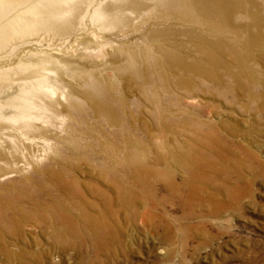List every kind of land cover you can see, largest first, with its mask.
Here are the masks:
<instances>
[{"label":"bare ground","instance_id":"1","mask_svg":"<svg viewBox=\"0 0 264 264\" xmlns=\"http://www.w3.org/2000/svg\"><path fill=\"white\" fill-rule=\"evenodd\" d=\"M16 11L18 15L3 22V17ZM85 15H90V21L100 31L130 28L147 15L148 19L143 20L149 25L145 40L154 53L151 56L148 50L125 43L117 50L123 58L109 54L106 64L120 81L124 93L120 100L113 94L112 80L98 70L101 62L96 58L106 53L88 51V45L84 51L70 53L67 58L50 55L47 59L18 64L22 74L13 79L21 82L20 92L5 102L0 101V256L9 264H42L45 251H41L40 243L25 242L28 235H34L27 233V226L40 227L43 236L56 240L63 249H75L77 254L86 244L84 241L96 243L95 239L100 238L98 232L103 230L105 237L101 241L105 243L97 242L96 248L112 253L108 239L123 235L120 215L127 209L134 211L132 221L140 218L142 223L151 224L159 220L162 233L166 238L171 237L174 231L170 224H164L153 213L160 206L154 195L161 190L158 183H167L164 186L167 201L179 199L192 210L195 205L209 202L218 216L228 205L221 197L230 198L232 190L225 179L221 180L220 192L218 188L216 192L202 189L201 180L208 173L210 176L218 172V165L207 157L222 164L236 159L235 156H245L259 161V166L264 165L253 149L255 140L250 137L251 131L239 128V123H231L224 116H220L219 124L200 118L205 111L203 106L208 104L201 106L196 115L188 111L191 106L183 111L180 108L178 113L164 108L157 127L142 121L137 128L125 110L130 93L143 92L149 82L148 63L165 93L182 94L183 97L176 99L178 102L207 93L202 83H209L219 96L230 94L235 101L246 96L257 103L258 110H264V92L257 95L252 91L257 87L264 89V81L259 77V73L264 75V3L259 0H0V54L23 38L68 39L86 28ZM237 19L246 23H238ZM254 65L263 70L258 72ZM64 71L78 83L74 85L62 79ZM9 76L0 71V94L7 88ZM79 101L86 103L94 117L105 120L116 130L112 131L113 140L104 139L100 152L94 155L102 160L93 159L95 166L101 165L98 174H94V169L93 172L82 167L87 158L78 153L76 142L65 140L77 166L68 159L62 162L50 156L53 142L47 139L53 136V140H58L61 135L58 128L62 124L75 114L84 115ZM118 103L130 118H127L130 128L149 138L147 146L138 139H130L128 131L123 129V120L115 106ZM194 125L207 131L190 130ZM177 126L178 131H174ZM154 138H169L165 143L171 142L154 148L151 147ZM182 140L184 144H180ZM195 159L203 162V172L195 165ZM176 170L184 173L180 181L176 179ZM220 173H217L219 179ZM12 176L18 179L3 183ZM144 194L149 195L146 201L150 213L146 212V202L139 207L140 196ZM197 226L181 225L178 230L187 236L200 229Z\"/></svg>","mask_w":264,"mask_h":264},{"label":"rangeland","instance_id":"2","mask_svg":"<svg viewBox=\"0 0 264 264\" xmlns=\"http://www.w3.org/2000/svg\"><path fill=\"white\" fill-rule=\"evenodd\" d=\"M259 3H264V0H259ZM18 14L16 11L11 13L10 17H3V22ZM27 18L35 20L32 16ZM145 19H148L147 15H143L139 20H136L135 24L130 28L100 31L90 21V15H85L83 22L86 28L68 39L51 41V39L32 37L16 41L11 47L2 50L0 54V71L4 75H10L9 78H11L7 82L9 87L7 86L0 94V101L5 102L20 92L19 84L21 82H14L13 78L22 74L18 67L21 61L47 59L52 55L66 57L70 53L84 51L87 45L90 47L88 51L99 52L101 50L106 53L105 56L96 58L98 63L101 62L98 70L112 80L115 85L113 94L116 100H120L124 94L122 85L120 81L114 78L106 63H108L109 54L111 53H115L118 58H123V55L117 50L125 43L140 46L146 51L148 50L152 56L154 51L145 40V33L149 27L148 24L143 23ZM236 22L246 23L239 19ZM185 28L191 27L185 26ZM228 40L232 41L230 38ZM147 65L148 84L143 92H131L125 107L126 112L130 113L131 118L133 117L137 128H140L139 124L142 121H146L154 127L159 126L161 114L162 112L165 113L163 111L164 108L169 107L175 111L177 110L178 113L180 108L183 111L191 106L188 111L196 115L202 110L201 106L208 104L203 106L205 111L200 114V118L219 124L221 123L220 116H224L223 119L231 123H239V128L251 131L250 137L255 140L253 149H255V152L258 153L257 155L264 163V149H262V146L264 148V110H258L256 102H252L246 96H241L237 101L233 100L230 94L219 96L208 85L209 83H202L203 87H206L207 93H201L196 99H182L181 102H178L176 99L183 97L182 94L176 91L165 93L159 85L150 63ZM252 67L258 72L263 70L258 65ZM61 77L66 82H71L74 85L78 83L66 71L62 73ZM259 77L264 81V75L262 76L259 73ZM51 81H53L52 77ZM252 91L260 95L264 92V89L257 87L255 89L252 88ZM79 105L84 109V115L75 114L76 118L74 116L67 123L62 124L61 128H58L60 131L58 134H61L58 140H53V136L47 139L53 142L50 156L59 158L62 162L68 159L72 165L77 166V160L73 157L72 151L68 148L65 140L76 142L78 144V153L80 152L81 156L87 158L82 162V167L93 172L95 170L94 174H98L96 171H100L101 165L95 166L94 163L95 160L98 162H102V160L94 158V155L100 152L101 143L104 139L113 140L112 131L116 130L109 127L105 120L94 117L85 102L79 101ZM115 106L118 108V114L123 120L122 127L126 132L128 131L127 134L130 139H138L144 146H147L149 138L141 134L142 132L139 130H132L127 120V118H130L123 112L119 103L115 104ZM178 129L177 126L174 131H178ZM193 129L198 132L207 131L206 128L198 129L195 125L190 128V130ZM223 131L222 128L221 132ZM182 138L188 139L186 137ZM167 139L170 140L169 138ZM167 139L154 138L151 140V147L157 148L163 146V144H169L171 141L165 143ZM235 140L238 139L235 138ZM180 144H184V141L182 140ZM202 145H205V143H202ZM147 156L150 158L151 154L148 153ZM233 158L221 164L220 160L207 157L209 161H214L213 163L218 165L217 173L221 172V179H219L217 173H213L210 176L208 173V176L204 177L205 180L200 182L201 186H203L202 189L207 188L209 192H216L218 189L219 192L222 191L223 184L221 180L223 179L231 187L232 196L228 199H226L225 195L221 197L223 201H227V209L225 210L224 208L218 216L216 212L213 213V207L209 202H203L199 206L195 205L192 210V207H188L190 205H184L179 199H176L177 201L175 199L167 201L168 192L164 190V186L167 183L165 181L162 183L161 181L157 184V187L161 188V190L155 192L154 195L160 201V206L154 209L153 213L158 214L163 219L164 224H170L171 230L174 231L171 237L166 238L162 233L159 220H153L152 226L151 224L142 223L140 218L132 221L134 211L127 209L120 215L123 235L120 234V237L118 238L117 236L116 239L115 237L108 239L111 242L109 247L112 248V253L106 249L98 250L96 248L97 242L105 243L101 241L105 237L103 230L98 232V237L100 238L95 239L96 243L93 241L92 244L88 239L86 241L82 239L86 244L83 243L84 246L80 248L82 252L80 254H77L75 249H63L62 245L56 240L49 236H43L40 232V227L36 226L25 227L27 233H34L33 236L28 235L25 242L30 243L35 240V242L40 243L41 251H45L42 264H92L90 262H93V264H264V165L259 166V161L247 159L245 156H235L236 159ZM240 162L243 164L238 165ZM54 165L58 167V164ZM195 165H197L199 170H202L200 172H203V162L195 159ZM221 165L224 167H220ZM182 176H184V173L176 170V179L178 181L181 180ZM80 177L84 178L83 176ZM17 179V176H12L4 180L3 183L16 181ZM144 195L143 197L140 196L142 201L139 207L145 206L146 202V212H149L151 210L147 211L146 201L149 195ZM128 217L131 220H128ZM188 224L201 227L194 233L185 236L178 229L181 225ZM83 235L81 233V236ZM94 248L96 249L94 250ZM0 264L9 263L0 256Z\"/></svg>","mask_w":264,"mask_h":264}]
</instances>
